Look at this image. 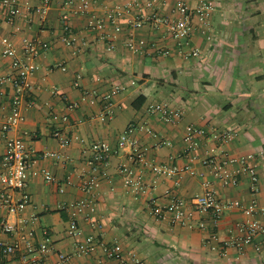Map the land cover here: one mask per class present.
<instances>
[{
    "label": "crops",
    "instance_id": "0c3cea01",
    "mask_svg": "<svg viewBox=\"0 0 264 264\" xmlns=\"http://www.w3.org/2000/svg\"><path fill=\"white\" fill-rule=\"evenodd\" d=\"M41 1L16 0L21 12L12 20L0 5V37H8L17 56L23 53L20 34L48 44L35 60L32 87L22 102L24 119L10 132L22 138L31 157L24 187L29 201L15 214L0 206V219L7 218L18 229L31 228L36 245L48 238L50 261H57L59 253H73L85 236L119 243L122 248L121 260L106 256L98 245L93 253L72 254L60 264H134L132 254L140 264H264V231L240 249L231 244L237 222L257 219L264 226V213L247 215L239 208L227 209L215 224L207 213L195 211L185 222H172L168 213L157 217L150 211L152 204L166 205L170 194L190 207L193 196L204 192L206 180L219 199L255 201L264 207V0H213L212 26L192 18L186 39L173 38L162 23L144 21L134 26L137 18L153 11L145 7V0L127 11L128 0H91L87 8L81 7L80 0H51L40 18L33 8ZM175 1L158 0L154 11L160 17L178 18ZM187 2L193 6L196 0ZM91 18L101 20L103 27L88 26ZM69 33L78 42L66 44ZM139 40H144L140 47ZM128 42L139 49L129 48ZM166 49L169 52L164 54ZM193 49L199 50L198 55H191ZM2 50L0 42V126L14 93L11 58L3 56ZM114 84L125 89L113 96L111 116L100 119L102 96ZM83 91L93 98L82 100ZM161 101L181 108V118L166 121L150 112V105ZM70 102L77 103L73 110L67 107ZM189 124L204 130L198 151L218 159L252 154L257 180L242 174L236 183L224 185L199 158L185 157L184 131ZM228 128L235 134L223 141L220 133ZM56 130L70 138L68 145L59 144L53 135ZM122 134L128 138L123 145ZM95 140L107 142L112 155L98 185L84 191L78 184L91 171L89 146ZM4 149L0 132V158ZM49 150L65 159L41 156ZM136 151L142 156L137 157ZM153 164H189L196 173L157 175ZM122 165L145 191L124 184ZM236 166L228 165L229 169ZM33 170H47L54 180L47 181ZM12 196L17 199L20 192ZM79 201L84 204L77 206ZM71 221L77 233L69 232ZM15 236L0 230L1 241ZM0 264L22 263L17 256H0Z\"/></svg>",
    "mask_w": 264,
    "mask_h": 264
},
{
    "label": "built area",
    "instance_id": "2783aa9c",
    "mask_svg": "<svg viewBox=\"0 0 264 264\" xmlns=\"http://www.w3.org/2000/svg\"><path fill=\"white\" fill-rule=\"evenodd\" d=\"M69 2L71 0H63ZM91 0H80L81 7L87 8ZM139 0H128L125 3V10L127 11L132 5L137 4ZM51 0H42L41 3L33 8V10L43 18L47 12ZM158 0H145L144 5L146 8L153 11L147 16L137 18L133 23L134 26H140L144 21H150L153 24L162 23L165 25L167 32L175 39H186L191 30V19L195 18L201 25L205 27H211V12L214 9L213 0H196V3L192 6L187 0H176L173 11L180 14L178 18L160 17L156 11H154L155 5ZM0 5L7 11L8 20H12L16 15L21 12L20 7L17 5L16 0H0ZM64 18L66 16H63ZM111 22L114 20V13L108 14ZM88 26L99 28L103 27V22L95 18H91L88 21ZM120 28L115 25L114 30L118 31ZM18 40L22 45V56H17L15 49L11 41L6 36L0 37V42L3 44L2 55L11 58V66L14 69V73L11 76V83L14 88V93L10 102V111L3 118L0 126V132L4 139L5 149L0 158V181L2 188L0 190V206L7 208L8 212L17 213L21 211L29 201V195L24 190L26 179L28 176V168L31 163V157L25 144L20 136H12L10 132L20 122L23 121L24 116L22 112V102L25 99V95L30 91L32 87L31 76L37 64L35 62L36 57L48 47V44L41 40L30 39L23 34L18 35ZM66 44H74L78 42V38L74 33H69L64 37ZM144 40H139V47L143 45ZM113 44L108 47L112 48ZM128 47L133 50H138L139 47L132 42L127 43ZM169 51L166 49L164 54ZM191 55L196 56L199 53L198 49L191 50ZM125 89L124 85L114 84L107 92L102 96V110L99 112V118L105 119L111 116L110 106L112 104V98L119 91ZM93 98V94L88 91H83L81 99L86 100ZM31 102V101H30ZM29 102V103H30ZM77 106L76 102L68 103L69 110H73ZM150 112H157L162 119L166 121H176L183 115V110L179 107H172L167 101H161L153 103L149 107ZM62 120H67L66 115L61 116ZM133 126H130L132 129ZM204 133V130L193 126L191 124L185 127L184 142L186 144L185 157L189 160L199 158L201 163L209 169L212 175L220 181L222 184H234L238 180V176L242 174H248L251 180L255 182L257 180V163L254 161L252 154H246L240 158H216L211 156L207 151H202L199 148V136ZM235 132L233 129L228 128L220 133V138L223 141L231 140ZM53 135L57 137L61 146H66L70 143V138L62 136L56 130ZM128 140L126 134H122L120 137V144L123 145ZM134 142V140H132ZM90 156L88 163L90 165V173L86 176L78 186L84 191H90L98 185L100 177L105 175V166L112 155V149L110 145L102 140L93 141L90 146ZM196 151V153H195ZM42 157H50L56 160H63L65 157L60 152L56 151H43ZM136 156L141 157L142 153L136 151ZM235 163L237 166L233 169H229L228 165ZM152 169L157 175L170 176L181 172H187L189 174H195L194 168L185 164L183 166H167L160 164H153ZM120 170L124 174V184L131 187L135 191H145L146 188L139 179H134L131 175V170L125 165L120 167ZM41 173L45 180L52 181L54 177L47 170H33V174ZM69 182V180H67ZM210 182L204 181L203 186L205 190L202 194L193 196L191 199L190 207H187L184 200L176 194H170L169 201L166 205L160 206L152 204L150 211L157 217L162 216L164 213H168L172 222H185L193 212L207 213L212 216L214 223L216 224L223 212L227 209L239 208L244 214L254 215L258 213H264V207L257 204L255 201H251L248 204H243L239 200H222L215 196L214 192L209 189ZM14 191L20 192V196L17 199H13L12 193ZM83 201L77 202V206H82ZM22 221V219H19ZM189 225V224H188ZM203 225L202 223L200 226ZM0 230L9 234H16L11 241L0 240V256L9 257L17 256L22 264H60L62 261L70 258L72 254L88 255L93 253L95 248L100 245L103 253L117 260L122 258V248L119 243L106 244L96 241L93 236H85L82 240L75 244L74 252L71 254L59 253L57 261H50L47 258V252L49 251V239L45 238L38 245L34 242V233L31 228L18 229L17 225L11 223L7 218L0 219ZM260 231H264V226L260 224L257 219H251L247 222L236 223V234L233 236L231 244L237 248H241L243 244L252 241L253 236ZM69 232L77 233V226L74 221L69 224ZM210 238H215V234H211ZM225 250L221 247L220 254H224ZM131 259L134 264H140V260L132 254Z\"/></svg>",
    "mask_w": 264,
    "mask_h": 264
}]
</instances>
